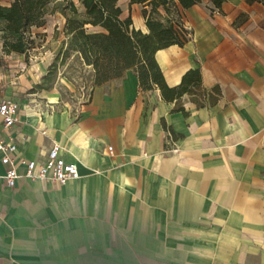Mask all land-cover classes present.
Here are the masks:
<instances>
[{"label": "crops", "instance_id": "crops-1", "mask_svg": "<svg viewBox=\"0 0 264 264\" xmlns=\"http://www.w3.org/2000/svg\"><path fill=\"white\" fill-rule=\"evenodd\" d=\"M182 19L189 39L155 56L170 86L200 69L203 105L129 67L77 112L52 110L0 66V95L20 105L16 126L0 117L16 157L45 159L57 140L80 171L60 183L20 164L9 186L0 159V264H264V0H201Z\"/></svg>", "mask_w": 264, "mask_h": 264}, {"label": "trees", "instance_id": "trees-1", "mask_svg": "<svg viewBox=\"0 0 264 264\" xmlns=\"http://www.w3.org/2000/svg\"><path fill=\"white\" fill-rule=\"evenodd\" d=\"M53 1H67L63 8L72 10V15L66 13L68 47L92 66L95 85L117 79L127 68L134 67L142 86L157 85L167 100L188 93L198 105L207 101L199 68H190L179 85L170 86L155 56L159 48L173 43L184 45L189 39L182 10L201 0H131L144 3L148 31L136 27L131 14L124 16L118 0H79L84 12H79L75 0H13L9 4L0 1V40L6 53L27 50L33 42L31 28L45 23L46 9ZM213 1L221 6L224 0ZM213 90L216 93L210 92L208 97L211 103L221 93L218 86ZM180 108L187 113L183 106Z\"/></svg>", "mask_w": 264, "mask_h": 264}, {"label": "rangeland", "instance_id": "rangeland-1", "mask_svg": "<svg viewBox=\"0 0 264 264\" xmlns=\"http://www.w3.org/2000/svg\"><path fill=\"white\" fill-rule=\"evenodd\" d=\"M0 1L9 4L13 0ZM75 1L79 12H84L81 2ZM118 2L123 8L124 16L131 14L134 25L145 27L144 3H131V0ZM66 4L67 1L50 2L45 13V23L31 28L33 42L27 50L23 53H6L3 50L0 66H5V73L10 74V83L18 85L15 89L17 95L36 97L32 106L41 102L45 108L65 109L75 113L89 98L95 82L92 66L85 64L78 53L68 47L70 36L65 30V24L67 14L72 15L73 12L68 7L63 8ZM27 72L30 78H37V81L33 82L31 88L24 89L21 75ZM8 79L5 78V82ZM51 99L54 101L51 102Z\"/></svg>", "mask_w": 264, "mask_h": 264}, {"label": "built area", "instance_id": "built-area-1", "mask_svg": "<svg viewBox=\"0 0 264 264\" xmlns=\"http://www.w3.org/2000/svg\"><path fill=\"white\" fill-rule=\"evenodd\" d=\"M93 88V87H92ZM19 102L0 95V117L5 127L16 126L19 119ZM18 144L13 138L7 140L0 132V159L7 165L4 179L9 186H14L21 175L19 165L24 166V174L29 178L39 177L46 181L65 182L72 177L80 175L77 162L68 161L62 153V145L53 140L49 146L45 159H34L21 156L16 157ZM112 150V146H109ZM177 146L172 150L177 151Z\"/></svg>", "mask_w": 264, "mask_h": 264}]
</instances>
